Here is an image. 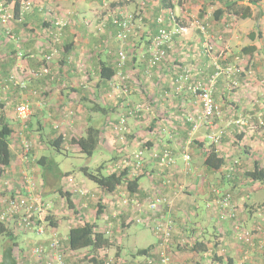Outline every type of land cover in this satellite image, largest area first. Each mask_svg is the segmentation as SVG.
<instances>
[{"label":"crops","instance_id":"obj_1","mask_svg":"<svg viewBox=\"0 0 264 264\" xmlns=\"http://www.w3.org/2000/svg\"><path fill=\"white\" fill-rule=\"evenodd\" d=\"M6 1L10 6L18 2L20 12L8 25L0 20V127L2 122H7L13 129L11 149L15 155V162L7 170V177L13 182L0 179V192L20 193L25 177L34 179L37 193L45 201L44 195L50 193L87 189L98 198L88 201L87 215L94 216L97 208H93L100 202L104 214L99 219L113 232L120 224L125 226L122 239L129 237L127 230L139 217L134 200L146 204L151 196L165 194L171 205L162 208L160 215H166L174 223L175 264H219L217 257L224 250L226 259H233V264L245 261L264 264L260 257L261 236L254 235L259 240L258 247L246 252L244 243L235 238L234 222L221 221L218 211L208 207L215 191L233 192L235 202L243 208L250 206L252 192L260 191L257 188L260 182L243 177L253 170L255 161L264 167V131L257 125V119L264 120V0H183L181 4L174 3L173 8L167 7V0H146V9L142 12L141 0L131 4L124 0ZM224 1L249 9L248 17L228 11ZM108 5L112 9L123 6L128 14L131 10L130 15L136 20L137 28H133L126 42L117 41L118 27L109 17ZM220 10L224 12L216 20ZM171 14L187 31L174 37L167 48V60L151 67V44L159 29L174 28ZM59 20L66 23L61 32L55 25ZM192 20L209 23L208 32L198 30ZM207 45L211 47L210 52ZM248 47L252 48V54L244 52ZM122 49L127 53V63L118 72V53ZM55 50L48 61L46 56ZM43 67L49 73L34 75ZM104 68L106 74L115 72L110 80L103 77ZM181 76H188V81L181 83ZM212 77H216L213 94L222 116L208 124L202 120V105L190 86L206 84ZM114 83L126 84L129 91L117 94ZM21 105L29 109L27 118L18 115L17 108ZM137 106L141 111L134 113ZM239 116L246 125L234 123L241 120ZM122 117L127 118L126 129L118 134L113 131V125ZM90 126L101 132L99 150L90 159L99 155L96 161L101 166H105V161L117 162L132 153L144 152L145 167L138 175L141 177L138 192L130 194L125 186L107 192L98 186H88L84 179L79 182L73 179L72 187L67 185V180L62 183L54 169L52 173L38 163L45 162L44 158L48 157L45 151L52 142L63 139L61 144L66 147L69 140L81 137ZM212 132L222 135L217 151L226 161L220 170H211L205 165L207 147L211 145L208 136ZM23 141L32 144L30 161L24 162L20 157ZM249 147H253L251 153L241 154ZM166 148L172 150L177 162L172 170H162L154 157ZM254 148L259 150L256 152ZM185 154L190 155L189 165ZM236 161L240 163L236 177H227L226 168ZM114 162L101 173H114ZM167 176L172 177L173 185L164 184ZM20 178L23 179L19 181ZM69 178L73 177L69 175ZM122 194L128 195L126 202ZM60 196L54 205L61 208L67 202ZM82 201L77 196L74 203L80 205ZM252 204L238 213L239 223L249 227L258 224L264 229L261 211L264 201ZM96 218L95 215L92 221ZM71 228L68 227L69 231ZM106 228L99 225L101 231ZM21 232L25 233L14 231L17 239ZM214 234L219 236L221 250L198 254L189 249L190 242L207 241ZM151 246L154 248L144 255V260L136 253L131 260L120 255L118 263L146 264L148 259L157 257L159 240ZM30 250L20 255L19 264H38L31 260ZM105 252L101 251L97 257H104ZM75 254L71 252V258L66 253V259L75 261Z\"/></svg>","mask_w":264,"mask_h":264},{"label":"built area","instance_id":"obj_2","mask_svg":"<svg viewBox=\"0 0 264 264\" xmlns=\"http://www.w3.org/2000/svg\"><path fill=\"white\" fill-rule=\"evenodd\" d=\"M182 0H174L175 4L180 3ZM10 6L6 0H0V20L2 24L8 25L14 18V5ZM125 8H115L112 9L109 13V17L112 19L113 24L116 25L121 32L116 36L117 41L126 42L129 34L133 31V17L127 13ZM160 17L163 20V15ZM171 20L174 21V28H161L158 31V35L152 42L151 48V59L150 66H158L162 61L166 60L167 53L165 48H169L174 37L176 35L182 34L187 31L186 27L182 26L177 17L173 14L170 16ZM160 19V22L162 20ZM195 25H198L197 21H194ZM56 27L58 32H61L65 28L66 23L56 21ZM58 36V35H56ZM206 47H209L207 45ZM211 47H209L210 49ZM208 49V50H209ZM54 54L46 56V59L49 61L52 59ZM119 59L117 62V70L121 72L127 63V53L124 49L118 53ZM49 73V69L43 67L40 72L34 73V75H41ZM121 75V73H120ZM187 77H180L179 81L181 83L187 81ZM216 83V77L209 79L206 84H195L191 85V91L199 98L202 105V120L212 124L213 119L221 118L222 111L220 106L217 104L214 98V87ZM113 86L116 93L127 92L126 84L114 83ZM141 111V107L137 106L133 112L138 113ZM19 117L27 118L30 114L27 105H21L17 108ZM238 126L246 125V121L237 120L234 122ZM259 127L264 129V121L259 120ZM126 119L122 118L118 121L117 124L113 125V131L120 134L121 130L126 129ZM120 131V132H119ZM210 142L219 143L221 140V134L211 135ZM32 144L27 141L22 142V148L20 152V157L23 161H30V151ZM154 157L157 159L158 166L162 170H172L176 166V160L173 158L172 151L169 148L164 149L161 152H156ZM185 162L189 165L191 160L189 154L184 155ZM144 155L141 151L134 153V156H126L122 159L119 164L116 166V170H127L131 177L138 176L144 167ZM69 182L73 183V179L69 178ZM173 179L171 176H167L164 181L166 186H171ZM24 188L26 190V195L20 199H12L11 197L6 199L0 197V225L11 223L15 230L29 232L31 234H36L40 240L37 244L31 249L30 255L31 260L38 262V264H79L75 261H68L66 259V254L64 253L63 244L68 241V237H61L57 232H47L46 226V215L51 211V204L44 202V200L37 194L36 184L33 178L25 177L24 178ZM75 196L79 195L84 198L83 204L80 206L83 209H88V201L94 200L96 195L90 192L87 189L78 188L74 190ZM123 198H127V194H122ZM125 198V202L127 201ZM134 205L136 211L138 212V218L135 220L140 226H146L152 229L154 234L159 240V250L157 253V258H150L146 264H175L172 256V243H173V234H174V223L166 215H160V210L164 207L171 205V201L165 194H156L151 196L146 204H140L138 199L134 200ZM232 195L228 192L215 191V198L212 200L210 205L211 209H216L221 220L233 221L234 228L237 230V235L239 240H249L254 235L252 230L243 231L242 225L238 220V213H236L235 206L233 205ZM109 230V229H108ZM106 231L109 234V231ZM258 232V235L261 236V247L264 246V229L261 227L255 228ZM45 235H48L45 237Z\"/></svg>","mask_w":264,"mask_h":264},{"label":"trees","instance_id":"obj_3","mask_svg":"<svg viewBox=\"0 0 264 264\" xmlns=\"http://www.w3.org/2000/svg\"><path fill=\"white\" fill-rule=\"evenodd\" d=\"M173 1L174 0H167V3H168L167 7L173 8V5H174ZM178 4H181V2L178 3ZM223 5L227 8L228 11H231L232 13L236 14L237 16H241L243 18H246L249 15L248 14L249 9H247V8H245V9L244 8H238L236 3H232V2H229V1H224ZM120 8H124V7L121 6ZM19 12H20V5L17 2L16 4H14V18H13V20L19 16ZM223 12L224 11L220 10L219 11L220 15H215L216 20H220V17L222 16ZM171 22H172V25H174V21L171 20ZM192 22H194V21L192 20ZM196 26H197L198 30H200V31L206 30L208 32L209 23H204V22L199 20V23ZM121 31H122V29L120 30L119 28H117L116 36ZM130 36H131V34H129L128 38ZM128 38H127V40H128ZM151 48H152V46L150 47V49ZM164 50L167 53L168 49L165 48ZM210 50H211V48L208 51L210 52ZM244 52L247 53V54H252L253 50H252L251 47H248V48L244 49ZM150 57H151V53H150ZM167 58H168V56H167ZM167 58H166V60H167ZM166 60L162 61L160 64L164 63ZM155 67H157V66H155ZM105 71H107V70L106 69L104 70V76L103 77H105L106 80H110L115 75L114 71H111L108 74H106ZM181 77H183V76H181ZM184 77L188 78V76H184ZM187 81H185V82H187ZM114 85L115 84H113V86ZM113 90L115 92H117L114 87H113ZM127 90L129 91V89H127ZM117 94H119V93H117ZM123 94H126V92L121 93L120 95H123ZM122 118L126 119V124H127V118L126 117H122ZM215 119H213V122H214ZM120 120L121 119H119V121ZM100 133L101 132H100L99 128H97L95 126H90L86 130L84 135H82L81 137H77L76 136V137H73L71 140H69L68 146H67V149H68L67 151L69 153H71V151L72 152L73 151L74 152H78L80 154L85 155L87 157V159L90 160L94 156L95 152L99 150L100 141H101ZM215 134H219V133L212 132L208 136V142L211 145L209 147H207L208 153H207V157H206V160H205V165H206L207 168H209L211 170H220V169H222L223 166H225V161L226 160L217 151V145L219 143H221L222 139L220 140L219 143L210 142V138L209 137L211 135H215ZM12 135H13V129L11 128V126L7 122H2V125L0 127V179H2L5 182H9V183H11L13 181L11 179H9L10 177L9 178L7 177V175L9 176V173H7V170L15 162V155H14L12 149H11V136ZM62 140L63 139H61L59 143H57L59 140L57 142H55V143L52 142L50 144V146H53V147H55V149L57 151H60V150L63 149V146H62L63 143L62 142H64V141H62ZM31 150H32V148H31ZM141 152L144 155V152L143 151H141ZM136 153L137 152H135V154ZM172 154H173V152H172ZM127 156H129V155H127ZM131 156H134V153H132ZM173 158H175L174 154H173ZM44 159H45L44 163L43 162L41 163V161H38V163L40 165H42L44 168H48L49 169L51 167L50 159L48 157L44 158ZM123 159H124V157H123ZM121 160L122 159L117 160V162H114V164L112 165L115 170H116V166L119 164V162ZM239 164H240L239 161H236V163L234 162L232 164V166L226 168L227 172H228L227 173V177L231 178V177L235 176L234 174H235ZM104 167L105 166H100V167H98V169L93 171V170H91L89 168L88 165H85V166L80 167V171L84 174L85 177H87L88 179H90L91 181L96 183L97 186L99 188H101L103 191L114 192L120 186H125L126 190L130 194H134V193L138 192L139 181L141 179L140 176L139 177L138 176L131 177L129 175V171H127V170H123V171L122 170H117L114 173H109V174L105 175L104 173H101V171H103ZM144 167H145V162H144ZM144 167H143V169H144ZM143 169L141 171H143ZM69 175L72 176L70 171L67 172V176H66L67 185L70 184L72 187H74L73 183L68 181ZM245 175H246V178H248L249 180H251L253 182H260V184L264 185V167H261L258 162L255 161L253 170L246 172ZM4 184H6V183H4ZM23 185H24V180H23ZM65 185H66V183H65ZM3 187H5V186L3 185ZM74 190H76V189H74ZM1 193H3V192H0V194ZM35 194H37V190L35 191ZM60 194L66 199L68 208L71 209V210L75 209L76 213H78L79 216H81L82 213H85V214L88 213V211L86 209H83L80 205H75V203H74L75 198L77 196H79V195L75 196L74 192L72 193V192H70V190H68V192H63L61 190ZM25 195H26V190L23 187V189L21 190L20 193L14 192V194L13 193L8 194L7 192H5L1 196L6 198V199H8L10 197L12 199H20L21 197H24ZM82 199L84 200V198H82ZM84 201H82L81 203H83ZM232 201L234 203L233 205H236L235 206V209L237 210L236 213H239V212L241 213L243 210L248 209V208L253 206V204H250V206L248 207V204H247V206H244V208H243V207H240L239 205H237L235 200H233V197H232ZM44 202H45V200H44ZM103 211H104L103 206L101 204H99L97 206V211H96L97 218H96L95 222L91 223L89 221H86V222H84V223H82V224H80L78 226H74V227H72L70 229L69 235H68V241H67L70 253L71 252L75 253V252H79V251H82V250L91 249L90 251L94 252V255L96 254V258L99 259V260H96V261L99 262L100 264H104L105 263L104 262V258L100 257V256L97 257V254L100 255L101 251L110 249L113 244L111 242V237L106 233V231L99 230V224H98L97 220L104 214ZM250 212H252V210H250ZM217 214H218L219 219L221 220L219 212ZM221 221H227V220H221ZM46 222H47V224L49 222L50 225L52 224L53 226L57 227V223L54 222L52 216H50L49 213H48V215H46ZM245 227L246 226L242 225L243 231L247 230V228H245ZM257 227H260V226L257 224L255 228H257ZM255 228L252 230V233L256 237H258V232L255 230ZM14 231H15V227L11 223L0 225V237H2L4 235L9 237V243H8V246L6 247V249L8 247H12L13 248V252L15 251V248L19 245L18 239L15 236ZM25 233H29V232H25ZM236 233H237V230L234 229V235H235L236 240L239 243H241V244L244 243V248H245L246 252H250L251 248L258 247L257 242L259 240H257V238H253L254 236L251 239L245 241V240H239V236ZM29 234H31V233H29ZM213 237L214 238H211V239H209L207 241L204 240V239L201 240V241H200V239H196V240H194V242H192V243L190 242V244H188L189 249L191 251H193V252L198 253V254L208 253V252H210V248H212V251L214 253L216 251L221 250V248L218 247L220 245L218 243L219 242L218 241L219 240V236L214 234ZM254 244H255V246H254ZM259 245H260V248L262 249V253L260 254L261 255L260 256L261 257V261H262V263H264V246L261 247V243ZM153 248L154 247L151 246V247H149V248H147L145 250H139L137 255H139V256L147 255L151 250H153ZM225 252H226V250L222 251L223 255L221 254V255H219V257H217L218 258L217 262L219 264H233V259H229V258H228V260L226 259ZM155 258H157V257H155ZM247 258L249 259L248 256H247ZM248 259H246V260H248ZM0 264H2V263H0ZM243 264H250V262L245 261V263H243Z\"/></svg>","mask_w":264,"mask_h":264},{"label":"rangeland","instance_id":"obj_4","mask_svg":"<svg viewBox=\"0 0 264 264\" xmlns=\"http://www.w3.org/2000/svg\"><path fill=\"white\" fill-rule=\"evenodd\" d=\"M125 1L128 4L129 3L131 4L132 2L134 3V0H124V2ZM147 2L148 1H146V0L140 1V3H139L140 12H142L143 8L146 9ZM181 3H183V0L181 1ZM112 8H113V6H111V5L107 6L108 13L111 12ZM129 12L131 13V10ZM59 21L65 23L62 20H59ZM135 22H136V20L133 22V28H137V24ZM54 52L56 53V50L52 51V54ZM235 68L240 69V66L239 67L235 66ZM234 85L237 86L238 84L236 83ZM240 117L241 116H239V119L242 118V117L241 118ZM244 117H245V115H244ZM257 121L259 124V119H257ZM260 129H262L264 131L263 127H260ZM252 148L253 147H249L248 149H244L241 154H243V152L244 153H251ZM67 150H68L67 146L63 147V149L60 151H57L55 149V147H53V146H50L49 149H46L45 155H47L49 157L50 165H51V167L49 168V171H51L53 173L52 169H54L55 174L58 175V177L62 183L65 180H67V178H66L67 172L70 171L72 174V177H73V179H75V181L79 182V181L84 179L87 182L88 186H90V187L97 186L96 183H94L93 181H91L90 179H88L87 177L84 176V174L80 171V167L85 166V165H90V169L95 171L96 169H98V167H100L102 165V164H100V162L96 161V159L99 157V155H96L93 158V160L91 161V160H88L87 157L83 154H80V153L74 152V151L73 152L71 151V153H69ZM254 150L257 152L259 149L254 148ZM107 158L110 159L111 156L107 155ZM113 162L114 161H112V160L103 162V165H105V169H109L110 165ZM243 178L250 181L248 178H246V175ZM22 179L23 178H20L19 181H21ZM240 179L243 180L242 178H240ZM257 188L260 189V191H258L257 194H255L256 192H252L251 200L249 201V204L257 203V201H259V202L264 201V186L261 184L260 186L258 185ZM251 189H253L252 186H251ZM36 190H37V188H36ZM230 194L232 195V197L234 196L233 192L232 193L230 192ZM44 196L46 198L45 202H47L48 204H51V206H52L49 214H50V216H52L54 222L57 223V227H55L52 224L50 225V223L48 222V224L46 226L47 232H53V230H54L62 238L68 237V235H69L68 227H74L75 225L78 226V225L86 222L87 221L86 219H89L90 220L89 222H91V223L94 222L92 220L95 218L97 210L94 212L95 213L94 216H92L91 214L89 216V215H87L88 213H86V214L83 213L81 216H79V214L76 213L75 209L74 210L69 209L68 205H65L61 208L54 205L55 202L57 201V199H59L61 197L60 193H50V194H47ZM96 199H98V198H95L94 200L96 201ZM233 200H235L234 197H233ZM64 202L66 203V199H64ZM142 203H143V201H142ZM99 204H100V202H98L97 205L93 209L97 208V206ZM263 210H264V208H263ZM263 210H261V211L264 212ZM98 221H99L100 228H106L102 219H98ZM254 223L256 224V222H254ZM262 225H263L262 227H264L263 223H262ZM246 227L250 230V227H253V225L250 227L249 226H246ZM255 227L256 226H254L253 228H255ZM56 228H58V229L56 230ZM253 228H251V229H253ZM106 229L108 230L109 228L107 227ZM124 230H125V226H122L121 224H120V226H118L117 230H115L114 232L112 230H108L109 234L111 235V242H112L113 246L109 250L110 252L106 250V252L104 253V255H103L104 256L103 257L104 262H105L104 264H120L118 262L121 261V258H120L121 256H123L127 260H131L134 257V255L136 253H138L139 250H141V249L145 250V248L149 247L150 245L155 244L156 241L158 240L156 235L151 230H147V229L143 228L142 226H140L136 222H134L133 225L127 230V232L128 231L129 232L131 231V232L130 233L128 232L129 237L126 239H122ZM47 236L48 235H45V237H47ZM39 237H41V236H38L36 234H29V233L23 234L21 232L20 237L18 238L19 245L15 248V251L13 252L14 258L17 260V262L20 261V255L22 253L25 254L34 245H36L37 241L40 240ZM210 238H212V235L210 236ZM8 243H9V237L8 236L4 235V236L0 237V260L1 261L3 260V255H4V252L6 251V247L8 246ZM63 248H64V253L69 254L70 257L73 258L71 253H70L69 246H68L67 242H64ZM90 250L91 249H86V250H82V251L77 252V254L74 255V257L76 258L75 262H77L79 264H96L95 262H93V260H99V259L96 258V254L94 255V252H92ZM210 250H212V248H210ZM138 258L140 260L145 259L144 256H139Z\"/></svg>","mask_w":264,"mask_h":264},{"label":"water","instance_id":"obj_5","mask_svg":"<svg viewBox=\"0 0 264 264\" xmlns=\"http://www.w3.org/2000/svg\"><path fill=\"white\" fill-rule=\"evenodd\" d=\"M2 264H18L14 258L12 247H8L4 252Z\"/></svg>","mask_w":264,"mask_h":264}]
</instances>
